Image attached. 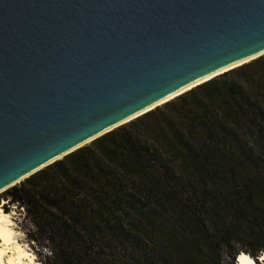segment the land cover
<instances>
[{
    "label": "trees",
    "instance_id": "obj_1",
    "mask_svg": "<svg viewBox=\"0 0 264 264\" xmlns=\"http://www.w3.org/2000/svg\"><path fill=\"white\" fill-rule=\"evenodd\" d=\"M42 264L264 256V56L8 190ZM5 212H8L5 209Z\"/></svg>",
    "mask_w": 264,
    "mask_h": 264
},
{
    "label": "water",
    "instance_id": "obj_2",
    "mask_svg": "<svg viewBox=\"0 0 264 264\" xmlns=\"http://www.w3.org/2000/svg\"><path fill=\"white\" fill-rule=\"evenodd\" d=\"M263 56L264 0H0V188Z\"/></svg>",
    "mask_w": 264,
    "mask_h": 264
},
{
    "label": "bare ground",
    "instance_id": "obj_3",
    "mask_svg": "<svg viewBox=\"0 0 264 264\" xmlns=\"http://www.w3.org/2000/svg\"><path fill=\"white\" fill-rule=\"evenodd\" d=\"M258 59V58H256ZM254 59V60H256ZM252 60V61H254ZM251 61V62H252ZM250 63V62H248ZM247 63H244V64H241V65H238L236 67H233L231 69H228L220 74H218L217 76H214L206 81H203L202 83L196 85L195 87L181 93V94H178L160 104H158L157 106L101 133V134H98L92 138H90L89 140L79 144L78 146L68 150L67 152L57 156L56 158L50 160L49 162L45 163L44 165L40 166L39 168H37L36 170L34 171H31L29 172L28 174L12 181L11 183H9L8 185L4 186V187H1L0 188V195L4 194L6 191L10 190L12 187L20 184L22 181H24L27 177H29L30 175H32L34 172H36L37 170H40L42 168H44L45 166L49 165L50 163L54 162V161H57V160H60V159H63L65 155H67L68 153H71L73 151H76L77 149L81 148V147H84V146H87L89 145L90 143H92V141L98 137H101L102 135H104L105 133H108L109 131H112V130H115L116 128L122 126V125H125L143 115H145L146 113L150 112V111H153L155 110L156 108L158 107H161L163 106L164 104L176 99L177 97L191 91L192 89L208 82V81H211L212 79L216 78V77H219L220 75H223L233 69H236L240 66H243ZM4 208V202L3 203H0V264H40L39 262L36 261V258H35V255L30 251L28 250L27 246L23 243H21L18 238H17V231L15 230L14 226V222H13V218H12V213H9V212H5L3 210ZM260 261H264V256H262L261 260ZM253 259L247 255V254H243L241 255L240 257L238 256V260L236 261V264H254L253 263ZM264 264V262H263Z\"/></svg>",
    "mask_w": 264,
    "mask_h": 264
},
{
    "label": "rangeland",
    "instance_id": "obj_4",
    "mask_svg": "<svg viewBox=\"0 0 264 264\" xmlns=\"http://www.w3.org/2000/svg\"><path fill=\"white\" fill-rule=\"evenodd\" d=\"M6 192L4 194L0 195V203L4 202L3 210L5 211V209H6L9 213H12L13 222L15 224L14 228L18 233V235H17L18 240L21 243L25 244L27 246L28 250H30L35 255L36 261L39 262L40 264H42L41 255L36 254L35 249L32 248L31 244H29L27 239H26L25 233L28 229V226H27L28 224H27V221L24 219V210L22 208H19L16 204H9L5 198ZM261 258L262 257H260V259ZM262 262H264V261H262Z\"/></svg>",
    "mask_w": 264,
    "mask_h": 264
}]
</instances>
